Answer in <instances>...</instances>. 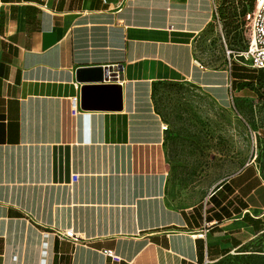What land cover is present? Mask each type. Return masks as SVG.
Returning <instances> with one entry per match:
<instances>
[{
  "label": "crops",
  "instance_id": "obj_1",
  "mask_svg": "<svg viewBox=\"0 0 264 264\" xmlns=\"http://www.w3.org/2000/svg\"><path fill=\"white\" fill-rule=\"evenodd\" d=\"M212 23L210 0H0V264H213L264 233L248 224L264 226L255 166L195 205L167 197L156 95L190 85L227 103L226 70L194 57ZM97 66L120 110L80 109L111 83L76 82Z\"/></svg>",
  "mask_w": 264,
  "mask_h": 264
},
{
  "label": "rangeland",
  "instance_id": "obj_2",
  "mask_svg": "<svg viewBox=\"0 0 264 264\" xmlns=\"http://www.w3.org/2000/svg\"><path fill=\"white\" fill-rule=\"evenodd\" d=\"M228 44L221 23L210 24L195 44L196 63L211 71L225 69L228 80L231 65L255 72L237 57L230 56L228 65L225 47L239 51L244 43L237 39L232 48ZM232 96L228 92L227 103L221 104L190 85L158 91V110L169 131L167 197L175 206L202 202L216 184L251 162L262 175L264 97L260 99L247 89ZM263 245L264 233L252 238L245 248L252 252ZM237 251L213 264H240L235 259Z\"/></svg>",
  "mask_w": 264,
  "mask_h": 264
},
{
  "label": "trees",
  "instance_id": "obj_3",
  "mask_svg": "<svg viewBox=\"0 0 264 264\" xmlns=\"http://www.w3.org/2000/svg\"><path fill=\"white\" fill-rule=\"evenodd\" d=\"M255 0H221L218 3V20L221 23L222 30L226 41H229V47L232 48V44H236L237 39L242 38V27L244 24V17L247 12L251 11ZM244 48V46H243ZM242 50V49H241ZM239 50V51H241ZM232 51V49H230ZM238 52V51H235ZM230 92L232 93L247 89L256 93V95L262 99L264 97V69L256 70L255 72H247L243 68L231 65L230 67ZM264 159V145L263 153L261 156ZM252 165V164H251ZM243 166L255 170L253 165ZM261 177L264 180V164H261ZM245 218V217H244ZM258 220H249V225L254 233L264 231V226H257ZM246 246L237 250L236 258L240 264H264V245L259 250L249 252ZM227 252L223 254L227 256ZM229 255V254H228ZM225 256V257H226ZM224 258V257H223ZM222 258V259H223ZM220 259V260H222ZM219 260V261H220Z\"/></svg>",
  "mask_w": 264,
  "mask_h": 264
},
{
  "label": "built area",
  "instance_id": "obj_4",
  "mask_svg": "<svg viewBox=\"0 0 264 264\" xmlns=\"http://www.w3.org/2000/svg\"><path fill=\"white\" fill-rule=\"evenodd\" d=\"M43 2V8H45V3L48 0H41ZM105 3V0H100ZM211 2V12L213 24L218 23V2L217 0H210ZM242 38L244 43V48L241 51L235 52L227 50L225 47V52L227 54L228 65H231V59L237 57L242 63L248 68L254 70L264 69V0H255L253 8L251 11L247 12L244 17V24L242 27ZM201 68V67H200ZM117 73V72H116ZM117 85V84H115ZM231 96V92H230ZM232 98V97H231ZM78 109H73L72 113L76 114ZM165 128V127H164ZM251 163L246 164V166L251 165ZM76 177L72 176L71 182H75ZM62 238H68L72 242L76 241L71 230L65 231L61 234ZM108 256H111L114 260H118L115 256H112L110 252L107 253Z\"/></svg>",
  "mask_w": 264,
  "mask_h": 264
},
{
  "label": "water",
  "instance_id": "obj_5",
  "mask_svg": "<svg viewBox=\"0 0 264 264\" xmlns=\"http://www.w3.org/2000/svg\"><path fill=\"white\" fill-rule=\"evenodd\" d=\"M119 70V68H117ZM112 73V69L110 67H89V68H80L76 70L75 80L78 83L83 82H102L110 80L111 83L104 85L99 84L97 90L102 91L100 93H90L92 90L88 88L84 89L82 87V91L84 89V93L82 95V101L80 104L81 110H86L92 105H101L108 106L114 110H120L121 106V89L119 86L115 85V73Z\"/></svg>",
  "mask_w": 264,
  "mask_h": 264
}]
</instances>
